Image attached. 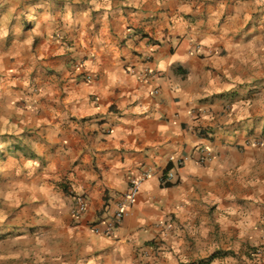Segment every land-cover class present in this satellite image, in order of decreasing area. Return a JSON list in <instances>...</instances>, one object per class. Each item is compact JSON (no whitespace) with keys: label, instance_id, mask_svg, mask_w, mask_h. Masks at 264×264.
<instances>
[{"label":"crops","instance_id":"1","mask_svg":"<svg viewBox=\"0 0 264 264\" xmlns=\"http://www.w3.org/2000/svg\"><path fill=\"white\" fill-rule=\"evenodd\" d=\"M32 2L0 0V94L22 97L16 108L34 99L36 111L12 124L32 131L42 158V173L34 160L22 173L35 199L20 210L31 216L0 228V264H168L161 253L174 245L188 246L190 264H236L237 245L264 264V144L253 142L264 137V4L114 0L132 15L100 27L88 0H52L66 23ZM111 76L123 82L108 89ZM25 78L28 88L9 83ZM202 146L212 155L199 162ZM145 169L113 233L95 232ZM78 193L88 203L76 216Z\"/></svg>","mask_w":264,"mask_h":264},{"label":"clouds","instance_id":"2","mask_svg":"<svg viewBox=\"0 0 264 264\" xmlns=\"http://www.w3.org/2000/svg\"><path fill=\"white\" fill-rule=\"evenodd\" d=\"M148 0H135V6L139 7L143 4H147ZM156 3L159 4L160 0H156ZM255 4H264V0H255ZM88 6L91 9H94L97 15V24L100 27H104L109 23H115L116 19L118 17H122L124 15H132V13H125L123 9L116 8L114 10V0H88ZM30 7L34 11H38L39 14H44L45 12H48L49 8L51 7L53 10L50 12L51 21L53 23H60L65 22L64 17L61 15V13L58 10H55V5L52 4V0H33ZM78 13L83 12V9H78ZM32 17H29V20H31ZM262 28H264V22L260 25ZM8 36V33L5 29L0 28V40L4 39ZM19 54H15L14 56L10 57L12 59H16L17 63L13 66L11 71H18L20 67V59H18ZM5 55L2 51H0V73H5L7 70L5 69ZM164 65L163 63L160 64V67L162 68ZM8 75H11V72L9 71L7 73ZM125 76H128L127 73L124 74ZM129 79H138L135 75L129 77ZM118 77L111 76L108 80V89H112L114 87H117L120 83H122ZM10 84L15 85L16 83H22L25 88H28V80L25 78L23 81H9ZM22 97L19 96H13L10 98V102L7 104V108L10 111H13L18 114H23L25 116H31L35 111L36 107L35 101L33 98L27 99V104L29 107L26 108H16L15 104L18 99ZM2 99V97H0ZM90 111L94 114L96 112H102L106 111V108H96L93 107L90 109ZM215 118H213V121ZM21 124H28L32 123L31 119H21ZM23 131L22 128L16 126L15 124L10 123L9 121L5 120L3 117H0V134L9 133V134H15L20 135ZM0 152H4L6 154L7 152V146L6 144H0ZM30 166V162H29ZM195 171V168L192 169ZM20 187V186H17ZM21 191H26V186L22 187L20 189ZM264 191V189H262ZM230 199H234L233 197H230ZM248 199L251 200H257L258 197H249ZM264 203V202H262ZM15 206L19 207V202H15ZM20 214H24V210H20ZM7 219L6 215L4 214V211L0 210V224H2ZM241 240H243V234H241L240 237ZM208 242H211V238H208ZM40 242L37 241V244ZM237 253H238V259L236 261V264H248L247 258L240 255L239 253V245H237ZM161 255L163 258L168 262V264H190V258L192 257V253L188 250L187 245H174L172 247V250L169 251L167 248L162 250ZM89 264H92L91 261H89Z\"/></svg>","mask_w":264,"mask_h":264},{"label":"rangeland","instance_id":"3","mask_svg":"<svg viewBox=\"0 0 264 264\" xmlns=\"http://www.w3.org/2000/svg\"><path fill=\"white\" fill-rule=\"evenodd\" d=\"M4 76V73H0V84L4 83ZM0 97H2V99H0V117H3L10 123L15 122L16 124H19V122L16 121L18 113H13L7 108V104L10 102V99L6 96V93L3 92V94H0ZM19 102L20 100L18 99L15 104L16 107L20 106ZM13 117H15V121H12ZM20 120L21 115L19 117V121ZM30 135H32V131H29L28 133L26 131H22L20 135L9 133L0 134V144H6L7 146L6 154L4 152H0V210L4 211V214L7 217V219L0 224V228L6 227L7 224L14 223L13 221L18 218L22 219V217L24 218L27 215L31 216L29 214H20V206L24 205V202L31 203L35 199L31 198V194H25L24 191L20 190L24 186L27 187V185H32L30 182L31 179L28 177L24 178L22 173L26 171V173L30 175L31 169L29 168L31 166H29L28 163H33V160L39 162L38 172L42 173V158L36 155L33 144H31L29 140ZM40 178L42 177L40 176ZM27 195L29 196L26 197ZM17 201L19 202V207L15 206V202ZM39 227L41 226L37 223L34 227H30V229H35L37 231ZM1 235H5V232L0 231V237ZM2 244L5 243L4 240L0 238V246H2Z\"/></svg>","mask_w":264,"mask_h":264},{"label":"built area","instance_id":"4","mask_svg":"<svg viewBox=\"0 0 264 264\" xmlns=\"http://www.w3.org/2000/svg\"><path fill=\"white\" fill-rule=\"evenodd\" d=\"M144 71L145 73H149V74L154 73L153 69H150L149 67H145ZM253 142L257 145L264 144V137L254 138ZM198 155H199L198 161L204 162L211 157L212 151L208 147L202 146L199 147L198 149ZM183 163H184V158L178 159L177 161L178 166H182ZM150 173L151 171L149 169H145L142 170L140 174L133 175L130 178V183L128 188L122 194L121 198L115 203L113 211L107 216L100 219L99 221L93 223L92 229L95 232H99V233L103 232L105 234L113 233L115 227L118 225V223L124 216L126 209L135 201L144 178H146ZM173 177H174V172L172 170L167 171V173L164 175L165 180H171ZM87 203L88 201L85 194L83 193L76 194L74 198V203L71 208L72 213L76 216L82 214L87 208ZM168 226H171V224H169ZM257 251L261 252L262 250L261 248H259Z\"/></svg>","mask_w":264,"mask_h":264}]
</instances>
